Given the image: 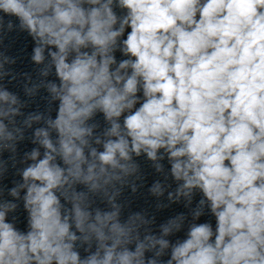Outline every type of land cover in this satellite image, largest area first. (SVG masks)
Returning <instances> with one entry per match:
<instances>
[{"label":"clouds","instance_id":"9594fccd","mask_svg":"<svg viewBox=\"0 0 264 264\" xmlns=\"http://www.w3.org/2000/svg\"><path fill=\"white\" fill-rule=\"evenodd\" d=\"M13 32L54 80L8 67ZM18 77L47 112L25 115ZM140 157L156 211L189 209L159 234L118 199ZM0 264H264V0H0Z\"/></svg>","mask_w":264,"mask_h":264}]
</instances>
